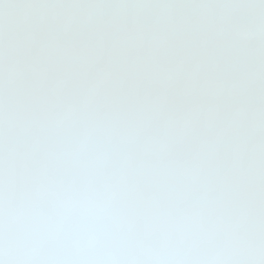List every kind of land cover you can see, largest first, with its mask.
I'll list each match as a JSON object with an SVG mask.
<instances>
[{
	"label": "snow or ice",
	"instance_id": "6c2138e0",
	"mask_svg": "<svg viewBox=\"0 0 264 264\" xmlns=\"http://www.w3.org/2000/svg\"><path fill=\"white\" fill-rule=\"evenodd\" d=\"M0 264H264V0H0Z\"/></svg>",
	"mask_w": 264,
	"mask_h": 264
}]
</instances>
